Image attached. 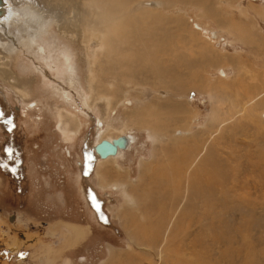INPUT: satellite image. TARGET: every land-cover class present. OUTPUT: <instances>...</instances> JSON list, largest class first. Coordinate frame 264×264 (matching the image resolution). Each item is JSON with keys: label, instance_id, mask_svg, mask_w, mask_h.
I'll list each match as a JSON object with an SVG mask.
<instances>
[{"label": "rangeland", "instance_id": "rangeland-1", "mask_svg": "<svg viewBox=\"0 0 264 264\" xmlns=\"http://www.w3.org/2000/svg\"><path fill=\"white\" fill-rule=\"evenodd\" d=\"M96 1H7L41 10L49 25L37 45L20 21L0 23V264H264V4L145 6L168 49L154 55L166 70L136 66L124 77L105 69L116 28L100 46ZM167 100L181 106L159 117L160 133L143 127L155 119L133 114ZM120 135L129 146L99 162L93 147ZM166 149L175 163L189 151L178 185L156 166L168 162Z\"/></svg>", "mask_w": 264, "mask_h": 264}, {"label": "bare ground", "instance_id": "bare-ground-1", "mask_svg": "<svg viewBox=\"0 0 264 264\" xmlns=\"http://www.w3.org/2000/svg\"><path fill=\"white\" fill-rule=\"evenodd\" d=\"M7 1L8 0H4V3H3L4 12L0 15V23H1V21L3 19H6V20L10 19L11 22H14V23H18L20 21L21 22V27L25 31V35L27 36V39H25V40H28L29 43L33 40L34 41L33 43H38L37 45H41L40 42H38V40H37V39L41 38L40 37L41 35L39 37H37L38 36L37 32L39 30L44 31V29L48 28V25H49V23L44 19V17H42L40 15L41 14L40 13L41 10H40V12L33 11V10H36V9H33V10L24 9V10L19 11L17 9L12 8V5L9 6ZM261 1L264 3V0H261ZM156 3L161 4V2L159 0H104L103 2L97 0L96 2H94L92 4L93 5L92 9L94 10V15L93 16L95 17L93 25H92V31H93V33H98L99 34L97 37L99 38L100 46H104L105 45L106 36H107L106 31H105L106 28L108 26L116 28V29H113V31H114L113 34H110L109 37L107 36L108 50H107L106 56L110 55L112 57V59L109 58V63L105 67V69H108L107 71H111L113 73V72H115V70L118 69V70H121L122 75L125 77L128 73H131L133 71V69H136V66H139L140 69L150 70L154 74H158V75H161L160 74L161 70H166L164 67L162 68V66L160 65L159 61L155 58L154 55L157 54V53H160V52H168V49L163 43L157 42L156 39H157V36H158V34H157L158 32L155 33V31L157 29L155 31L153 30L151 32L152 29L148 28L150 25H155V23H157L156 18H153L151 20L152 23L150 24V22H147V20L145 18L146 15L145 16L143 15V13H147V12L143 11L145 9L144 8L145 6H148V8H149V5H155ZM23 7H25V6H22L21 8H23ZM38 11H39V8H38ZM4 23L6 24V22H4ZM8 26H10V25H8ZM88 28H90V27H88ZM18 32H21V31H18ZM38 33H40V32H38ZM211 34H214L212 36L215 37L216 32L212 31ZM0 36H2V35H0ZM10 37H12V39L15 40V38H13V36H10ZM22 38H20V39H22ZM20 39H19V41H18V39H17V41L15 40L14 43L16 45H18V43H20L23 40V39L22 40H20ZM30 39H32V40H30ZM39 41H41V40L39 39ZM1 43H2V46H5V45L8 46V44L4 45L3 44L4 42H1ZM7 43H8V41H7ZM22 43H24V42H21V44ZM9 46L11 47V45H9ZM42 48H43V46H42ZM33 49H34V47H33ZM16 50H18V49H16ZM62 50H64V49H62ZM130 50H133V52L130 51ZM134 50H136L137 52H135ZM6 51H7V49H6ZM8 51H11V50H8ZM90 52H94V50L90 49ZM38 54H39V51H38ZM64 55H65L64 59L66 61V64H68L69 60H70L71 53L70 54L67 53V49H66V51L64 52ZM114 57H117V58H114ZM96 60L97 59H95V62H96ZM93 66L94 65L90 64V68H91L90 72L91 73H94V69H93L94 67ZM40 67H42V66H40ZM220 71H221V73H223L225 75L224 71H222V70H220ZM93 79H91V89L92 90H93V81H94ZM169 82H171V81H169ZM168 86H170V85H168ZM159 87H161V86H158V88ZM103 97L106 98L105 95H103ZM107 97H109V96H107ZM107 100L109 101L110 98H107ZM155 101H158V100H155ZM161 103L150 102L143 109H136L135 112L132 111L133 114H135V115L143 116V117H145L147 119H149V118L155 119L156 120L155 123H154V124H156L155 127L149 126L146 122H143V127L145 129L151 130L152 132H155V133L156 132L160 133V131L162 129H165L161 124L159 125V123H160L159 122V120H160L159 117H161L163 114L171 117V116H173V114H174V112L176 110H180V106H181L179 103H176V102L171 101V100H167L166 103H163V102H161ZM132 112H131V114H130V112L127 114L128 118L134 117ZM263 115H264V112H263ZM99 125L102 126V122L99 123ZM103 126H104V124H103ZM124 126L126 127L127 124H124ZM63 132H64L65 135H68L67 126L65 127V129H63ZM177 133H181V132L177 131ZM150 134H151V132H150ZM153 135H154V133H153ZM121 136H123V135H120V136H117V137H121ZM131 137H132V135H130L128 138H131ZM103 139H105V138H103ZM103 139H101L99 142H101ZM113 139L114 138L108 137V140H110V141H113ZM95 146L93 148L95 150V153H97V155H98L99 162H101V161H107V160H110V159H116V158L120 157L122 155L123 151L127 148V146H129V142H128V144H127V146L125 148H120L119 147V149H118L116 154H110L108 156H101L97 152ZM165 151H166V156L168 158V162L167 163H163L164 161L162 162V160H161V163L160 162L157 163L156 166L160 170H164L165 171L167 169V171H169V173L171 172L170 175L167 176V180L168 179L173 180L174 181L173 184L177 183V185H178V184H180L182 179H185L184 178V176L186 175L185 172H187V174L189 172V169H188L189 168V166H188V157H190L189 156V151H188V149H184L183 153L181 155L182 157L179 158V161L176 158V160H177L176 163L173 161V159H175V158H173L175 156V153H173L170 149L169 150L166 149ZM175 151L177 153V150H175ZM167 158H165V159L167 160ZM205 161H207V160H205ZM178 162H181V164H182V166L180 165L181 169H180V166H179ZM177 165L179 166V168L177 167ZM184 169H185V172H184ZM120 170L121 169H119V168L116 169V173H119V172L122 171V170L121 171ZM166 173H168V172L165 171L164 175H166ZM186 181H187V179H186ZM170 183H171V181H170ZM119 185H121L120 187H122L121 190L123 192H125L126 199L129 200L130 196H129L128 192L126 191L125 184H119ZM154 185H156V184H154ZM114 187H119V186H118V184H114ZM177 187L174 186V189H172L174 193H178L180 191V190L177 191ZM180 187H181V185H180ZM201 187L203 188V186H201ZM154 189H156V188H154ZM159 192H161V191H159ZM176 199L178 201V199H179L178 195L176 196ZM176 199L172 202V209H173V205L176 203ZM131 203H132V201L130 202V204ZM161 210H163V209H161ZM176 221L177 220L175 219L174 224L170 221V224H169L170 226L169 227L167 226L171 230V226L173 224L172 230L170 231L171 238H174V236H175ZM167 224L168 223H166L165 225H167ZM161 225H163V224H161ZM146 228L148 229L149 227H146ZM73 231H77V229L73 228ZM155 232H156V230H155ZM160 232L161 231L159 229L158 233L156 235L152 236V239L150 238L153 241V243H155L158 240V238L160 237ZM150 264H152V263H150Z\"/></svg>", "mask_w": 264, "mask_h": 264}, {"label": "water", "instance_id": "water-1", "mask_svg": "<svg viewBox=\"0 0 264 264\" xmlns=\"http://www.w3.org/2000/svg\"><path fill=\"white\" fill-rule=\"evenodd\" d=\"M3 3L4 0H0V15L4 12ZM127 144H128V139L126 138V136H121L114 138L113 141H110L108 139H103L95 146V148L101 156H108L110 154H116L119 147L125 148Z\"/></svg>", "mask_w": 264, "mask_h": 264}, {"label": "crops", "instance_id": "crops-1", "mask_svg": "<svg viewBox=\"0 0 264 264\" xmlns=\"http://www.w3.org/2000/svg\"><path fill=\"white\" fill-rule=\"evenodd\" d=\"M227 1V0H226ZM258 5H260V4H258ZM258 9H260V11L259 12H257V13H260L261 12V10H262V6H260V8H258ZM222 14V13H221ZM237 56V55H236ZM229 57V56H228ZM231 59H233V58H231ZM239 60V57L237 56V57H235V62H237ZM241 61H242V58H241ZM243 61H244V59H243ZM225 70H226V68H224Z\"/></svg>", "mask_w": 264, "mask_h": 264}, {"label": "flooded vegetation", "instance_id": "flooded-vegetation-1", "mask_svg": "<svg viewBox=\"0 0 264 264\" xmlns=\"http://www.w3.org/2000/svg\"><path fill=\"white\" fill-rule=\"evenodd\" d=\"M260 2H262L261 0H260ZM263 3V2H262ZM264 4V3H263Z\"/></svg>", "mask_w": 264, "mask_h": 264}]
</instances>
